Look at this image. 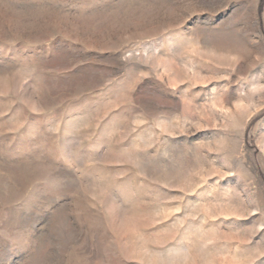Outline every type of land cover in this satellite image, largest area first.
<instances>
[{
    "label": "rangeland",
    "instance_id": "rangeland-1",
    "mask_svg": "<svg viewBox=\"0 0 264 264\" xmlns=\"http://www.w3.org/2000/svg\"><path fill=\"white\" fill-rule=\"evenodd\" d=\"M0 264H264V0H0Z\"/></svg>",
    "mask_w": 264,
    "mask_h": 264
}]
</instances>
